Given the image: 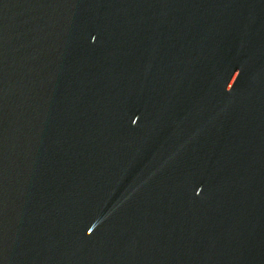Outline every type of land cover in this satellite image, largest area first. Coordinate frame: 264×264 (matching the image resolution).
Returning a JSON list of instances; mask_svg holds the SVG:
<instances>
[{
    "label": "water",
    "instance_id": "water-1",
    "mask_svg": "<svg viewBox=\"0 0 264 264\" xmlns=\"http://www.w3.org/2000/svg\"><path fill=\"white\" fill-rule=\"evenodd\" d=\"M0 264H264V0H0Z\"/></svg>",
    "mask_w": 264,
    "mask_h": 264
}]
</instances>
